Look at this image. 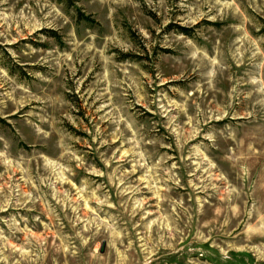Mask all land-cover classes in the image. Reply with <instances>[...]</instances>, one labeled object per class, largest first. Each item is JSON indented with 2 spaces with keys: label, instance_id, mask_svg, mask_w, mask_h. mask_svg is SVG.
<instances>
[{
  "label": "rangeland",
  "instance_id": "1",
  "mask_svg": "<svg viewBox=\"0 0 264 264\" xmlns=\"http://www.w3.org/2000/svg\"><path fill=\"white\" fill-rule=\"evenodd\" d=\"M0 264H264V0H0Z\"/></svg>",
  "mask_w": 264,
  "mask_h": 264
},
{
  "label": "trees",
  "instance_id": "2",
  "mask_svg": "<svg viewBox=\"0 0 264 264\" xmlns=\"http://www.w3.org/2000/svg\"><path fill=\"white\" fill-rule=\"evenodd\" d=\"M64 1V0H63ZM70 1V0H69ZM80 17H83V15L81 14Z\"/></svg>",
  "mask_w": 264,
  "mask_h": 264
},
{
  "label": "water",
  "instance_id": "3",
  "mask_svg": "<svg viewBox=\"0 0 264 264\" xmlns=\"http://www.w3.org/2000/svg\"><path fill=\"white\" fill-rule=\"evenodd\" d=\"M102 251H103V249H102Z\"/></svg>",
  "mask_w": 264,
  "mask_h": 264
}]
</instances>
